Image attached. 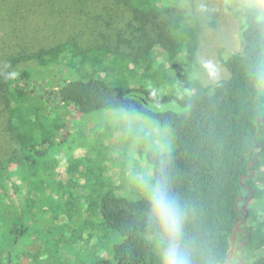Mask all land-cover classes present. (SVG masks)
<instances>
[{"label":"trees","instance_id":"obj_1","mask_svg":"<svg viewBox=\"0 0 264 264\" xmlns=\"http://www.w3.org/2000/svg\"><path fill=\"white\" fill-rule=\"evenodd\" d=\"M49 1L0 0V195L15 203L7 213L12 234L24 226L15 196L24 188L30 152L65 140L70 112L121 109L174 131V149L148 152L151 183L163 176L180 200L192 264H244L252 253L247 264H264V8L257 0H232L245 18L241 46L220 48L222 76L206 84L199 57L204 19L185 11L186 0H95L91 7L73 0L87 7L59 17L66 11ZM221 4L232 17L229 0ZM119 6L121 21L114 15ZM36 72L51 73L49 85L60 89L37 84ZM140 73L150 84H184L186 92L160 96L155 87L121 80ZM137 178L127 179L139 185L135 194H117L120 185L91 178L90 192L79 196L92 197L83 212H74L82 228L93 231L98 218L124 237L112 257L96 264H161V229L148 220Z\"/></svg>","mask_w":264,"mask_h":264},{"label":"rangeland","instance_id":"obj_2","mask_svg":"<svg viewBox=\"0 0 264 264\" xmlns=\"http://www.w3.org/2000/svg\"><path fill=\"white\" fill-rule=\"evenodd\" d=\"M94 1L88 0L89 7ZM49 3L56 9L62 5L66 11V14L59 12L58 17L68 16L69 8L87 7L85 1L83 5L81 2L75 5L73 0H51ZM229 6L232 17L223 8L221 0H186L185 11L200 14L204 19L202 34L206 38L203 36L199 57L204 65L201 80L206 84L222 76L220 48L235 52L241 46L239 24H244L245 18L238 15V8L232 0H229ZM116 10L114 15H118L121 21L122 6L116 7ZM106 11L110 13V9ZM29 18L33 19L32 15ZM211 19H216L214 27L209 25ZM122 20L124 22L125 18ZM106 59L108 62L111 57ZM87 68L90 73L94 70L89 65ZM36 73L37 84L46 86L52 92L60 89L59 86L49 85L54 82L50 80L51 73ZM122 77L121 80L125 79L123 81L131 87H155L160 96L186 92L184 84H150L144 73ZM62 113L66 115L67 111L59 110V114ZM68 115L69 120L74 118V121L66 131L65 140L55 141L44 153L30 152L28 170L23 178L24 188L21 194L18 192L15 196L24 216V226L17 237L12 234V221L7 217L15 203L11 198L0 195V217H3L0 219V264H96L101 257H112L114 244L122 242L124 237L98 218L91 223L95 225L93 231L82 228L79 224L81 217L75 214L83 212V208L91 204L92 197L87 200L79 196L90 192L91 178L93 181L96 178L106 181L107 186L110 182L120 185L117 194L127 195L135 194L136 188H139V185L131 184L132 180L127 182L128 178L136 175L138 178L134 181L140 179L143 186L140 193L145 191V182L151 183L154 178L148 152L174 149L176 146L172 128L138 113L104 109L90 113L70 112ZM115 176L119 178L117 183L112 180ZM126 186L130 188L126 189ZM95 208L98 211V207ZM69 214L73 216L69 217ZM254 256L255 253H252L249 260L248 257L243 260L251 263Z\"/></svg>","mask_w":264,"mask_h":264},{"label":"clouds","instance_id":"obj_3","mask_svg":"<svg viewBox=\"0 0 264 264\" xmlns=\"http://www.w3.org/2000/svg\"><path fill=\"white\" fill-rule=\"evenodd\" d=\"M257 2L264 8V0ZM144 187L149 205L148 220L161 229L158 233L162 245L161 264H192L190 253L183 246L185 210L180 200L172 193L163 176L155 183L146 181Z\"/></svg>","mask_w":264,"mask_h":264},{"label":"water","instance_id":"obj_4","mask_svg":"<svg viewBox=\"0 0 264 264\" xmlns=\"http://www.w3.org/2000/svg\"><path fill=\"white\" fill-rule=\"evenodd\" d=\"M55 93H56V92H55ZM253 173H254V171H253ZM232 251H233V250H232ZM242 261H243L244 264H247L245 260H242Z\"/></svg>","mask_w":264,"mask_h":264},{"label":"flooded vegetation","instance_id":"obj_5","mask_svg":"<svg viewBox=\"0 0 264 264\" xmlns=\"http://www.w3.org/2000/svg\"><path fill=\"white\" fill-rule=\"evenodd\" d=\"M242 260V259H241Z\"/></svg>","mask_w":264,"mask_h":264}]
</instances>
